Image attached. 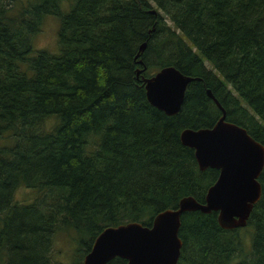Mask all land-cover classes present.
Segmentation results:
<instances>
[{
  "label": "trees",
  "instance_id": "obj_1",
  "mask_svg": "<svg viewBox=\"0 0 264 264\" xmlns=\"http://www.w3.org/2000/svg\"><path fill=\"white\" fill-rule=\"evenodd\" d=\"M60 1L0 0V264H65L52 254L60 232L82 264L105 227L204 201L220 169H201L181 132L223 114L209 88L264 144V0H73L64 13ZM47 14L60 16L58 52L34 47ZM166 65L200 77L175 114L142 80ZM259 180L245 226L182 214L177 264H264V168Z\"/></svg>",
  "mask_w": 264,
  "mask_h": 264
},
{
  "label": "water",
  "instance_id": "obj_2",
  "mask_svg": "<svg viewBox=\"0 0 264 264\" xmlns=\"http://www.w3.org/2000/svg\"><path fill=\"white\" fill-rule=\"evenodd\" d=\"M146 45V41L141 44L138 55ZM139 62L143 63V59ZM146 67H139L137 74ZM196 79L200 77L186 74L174 65L163 66L152 75L142 77L149 101L168 114L181 109L187 86ZM207 92L223 114L213 126L186 127L181 132L182 141L195 149L201 169H220L204 201L187 195L177 207L160 211L151 225L129 221L105 227L82 264H106L115 256L126 258L127 264H177L183 245L179 235L181 216L188 210H216L220 224L227 228L247 225L262 195L259 176L264 168V144L244 126L228 120L220 100L210 88Z\"/></svg>",
  "mask_w": 264,
  "mask_h": 264
},
{
  "label": "rangeland",
  "instance_id": "obj_3",
  "mask_svg": "<svg viewBox=\"0 0 264 264\" xmlns=\"http://www.w3.org/2000/svg\"><path fill=\"white\" fill-rule=\"evenodd\" d=\"M73 0H61L60 6L62 12H66L70 9V5ZM60 16L54 14H47V17L43 20L40 30L34 34L33 43L36 49L45 48L51 52H58L59 40L58 31L60 25ZM207 64L211 66V63L207 61ZM233 91H236L231 83L228 84ZM31 194V190L25 187H20L16 191L18 199H24ZM30 198V197H29ZM77 242H72L68 234L60 232L55 236L52 254L53 258L58 262H64L65 264H73L74 256H76Z\"/></svg>",
  "mask_w": 264,
  "mask_h": 264
}]
</instances>
